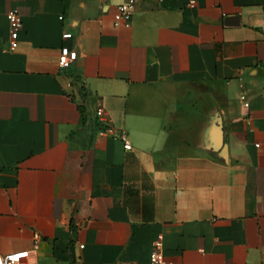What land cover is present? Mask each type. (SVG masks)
<instances>
[{
  "label": "crops",
  "instance_id": "1",
  "mask_svg": "<svg viewBox=\"0 0 264 264\" xmlns=\"http://www.w3.org/2000/svg\"><path fill=\"white\" fill-rule=\"evenodd\" d=\"M125 1L0 0V264H263L264 0Z\"/></svg>",
  "mask_w": 264,
  "mask_h": 264
},
{
  "label": "built area",
  "instance_id": "2",
  "mask_svg": "<svg viewBox=\"0 0 264 264\" xmlns=\"http://www.w3.org/2000/svg\"><path fill=\"white\" fill-rule=\"evenodd\" d=\"M136 0H127L123 3L117 5L115 12V24H130L131 17L134 12ZM190 6L194 5V2H189ZM7 18L9 20V38H10V48L15 49L19 43V34L23 27V21L19 12L12 9L7 12ZM65 38L72 36L71 32H65L63 34ZM78 56V52L75 49H71L67 46L61 48L59 55V64L61 67H69ZM241 98L244 101L245 106H249V101L245 93H242ZM96 115L98 118V123L100 124L99 133L101 135H111L124 140L126 148L131 147L130 142L126 139L125 130H117L114 126L108 123L105 116V110L103 107H98L96 109ZM41 235L36 233L34 235V247H38ZM163 236L160 234L153 241V248L150 252V264H175L174 260L168 258L164 252ZM30 250H19L8 252L2 255L1 264H21L23 258L27 257ZM118 264V263H114ZM121 264H137L134 261L122 262ZM264 264V263H263Z\"/></svg>",
  "mask_w": 264,
  "mask_h": 264
},
{
  "label": "trees",
  "instance_id": "3",
  "mask_svg": "<svg viewBox=\"0 0 264 264\" xmlns=\"http://www.w3.org/2000/svg\"><path fill=\"white\" fill-rule=\"evenodd\" d=\"M76 80H80L78 76H76ZM79 90L82 93L84 101L87 99V92L85 91V87L82 84H79ZM81 112H82V117L85 118V112L83 110L82 105H80Z\"/></svg>",
  "mask_w": 264,
  "mask_h": 264
},
{
  "label": "water",
  "instance_id": "4",
  "mask_svg": "<svg viewBox=\"0 0 264 264\" xmlns=\"http://www.w3.org/2000/svg\"><path fill=\"white\" fill-rule=\"evenodd\" d=\"M231 21H234V23H238V18L237 16H231ZM224 148V147H223Z\"/></svg>",
  "mask_w": 264,
  "mask_h": 264
}]
</instances>
